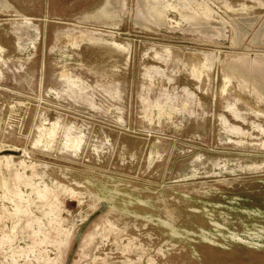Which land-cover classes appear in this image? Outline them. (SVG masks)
<instances>
[{"label":"rangeland","instance_id":"rangeland-1","mask_svg":"<svg viewBox=\"0 0 264 264\" xmlns=\"http://www.w3.org/2000/svg\"><path fill=\"white\" fill-rule=\"evenodd\" d=\"M0 264H264V0H0Z\"/></svg>","mask_w":264,"mask_h":264}]
</instances>
